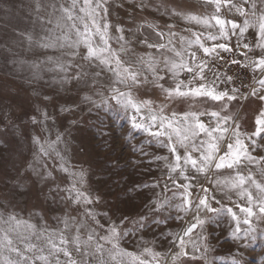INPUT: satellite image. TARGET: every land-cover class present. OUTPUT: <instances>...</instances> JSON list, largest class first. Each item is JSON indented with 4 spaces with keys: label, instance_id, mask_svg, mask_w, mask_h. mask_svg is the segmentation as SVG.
I'll return each mask as SVG.
<instances>
[{
    "label": "rangeland",
    "instance_id": "1",
    "mask_svg": "<svg viewBox=\"0 0 264 264\" xmlns=\"http://www.w3.org/2000/svg\"><path fill=\"white\" fill-rule=\"evenodd\" d=\"M37 2L0 0V215L6 217L14 214L35 225L37 230H55L57 233L64 229L63 222L67 220L69 230L64 233L67 237H71L80 225H83V238H86L85 230H94L102 236L112 223H119L124 216L129 217V221L143 214L151 216L148 206L150 200L156 199V195L172 196L169 189L174 190V185L167 179L166 162L157 157H169V160L174 157L162 143L166 142V138L161 137L158 141L142 130L131 128V110L125 114L116 106L109 110H105L103 105L96 107L102 98L111 95L110 87H120L127 91L123 85L113 84L112 73L105 70L99 77L93 78L90 75L87 82L77 81L74 75L81 70L79 66L83 64L87 69V63L80 56L73 58L67 54L71 51L69 49L44 48L37 43H46V37L52 33L58 34L59 30L55 28L57 15L53 14L51 5L70 4L71 0H39L43 5L39 12ZM234 2L239 4L241 0ZM256 5L257 9H264L262 0H256ZM174 11L180 14L173 15ZM189 14L200 18L219 15L241 25L245 19L235 8L228 11L221 7L217 13L215 5L205 0H108L105 20L110 24V46L119 49L124 45L129 50L125 59L155 56L160 61L157 71L164 79H157L145 66L142 72L147 80L138 88L134 87L132 95L137 100L151 101V107L156 111L163 107V114L167 116L172 113L182 116L189 112H220L221 116L231 118L227 125V135L231 136L232 128L238 125L241 139L250 143L248 137L255 130L256 117L264 110V101L256 96L246 100L237 91L236 99L228 102L227 111H221L223 101L215 102L206 97L166 99L162 88L156 86L159 84L165 89L174 88L178 80H190L191 73L181 72L173 78L162 62L164 56L174 58L173 54L167 50L157 52L154 48H148L141 43L145 37L148 43L153 44H167L171 38L178 50L182 43L186 46L187 41L195 40L194 33L201 37V42L206 46L226 43L233 51L218 49L217 54H214L217 56L215 60L203 57L198 46L190 49L197 52L198 59L208 61V80L214 79L213 73L220 72L221 65H232L246 72L252 87L255 78L260 77V73H254L251 68L230 63L232 58L247 63L261 55V49L256 46L255 28L250 27L242 36L237 30L227 40L218 38L209 41L208 35H218V26L207 28L195 21L188 22L184 17ZM49 19L52 20L51 24L48 23ZM118 28L122 31H118ZM157 31L164 33L163 40L155 35ZM170 32L175 35L169 37ZM28 35L33 38L31 45L26 38ZM120 36L124 40H120ZM94 43H99V36L94 37ZM245 43L250 46L249 49L243 48ZM85 51L81 45L79 52L83 54ZM242 52L247 53V57L241 55ZM57 62L63 64L66 71H59ZM93 69L100 71L95 66ZM93 69L88 70L91 72ZM195 83L193 81L191 86ZM217 88L228 91L234 87L230 83L217 82ZM200 119L206 123L212 120L209 115H201ZM57 135L62 138V142L56 147L69 172L61 170L62 161L58 157L54 154L43 156L40 144L34 143V138L42 143L46 140L55 141ZM253 140L256 141L254 150L250 146L249 151L253 156H264V139L253 137ZM180 151L183 152V149ZM80 170L85 173L82 190L91 194L92 204L82 201L76 203L66 198L69 195L67 190L72 187L71 172ZM249 170L255 179L264 182V177L259 175V166H241L243 174L247 175ZM235 172V169H222L216 176L209 175L208 180L199 176L198 180L192 181L196 185V194H203L199 187L203 184L209 188V197L215 196L231 207L233 205L228 199L230 195L231 201L245 206L246 201L235 192L225 195L209 183V180L217 178L226 179L235 175ZM192 174L195 175L194 172ZM153 185L158 186L153 188ZM233 210L242 216L239 209ZM89 211L99 224L87 216ZM180 215L183 213L178 215L174 209H170L162 213L163 219L161 215L156 216L159 223L153 222L142 231L131 222L126 223L128 235L119 241L120 249L141 255L146 246L160 253L161 257L170 255L176 250L173 247L175 234L185 227ZM235 226L236 222L226 214L215 217L203 230L206 241L201 239L199 229L192 236L201 251L195 252L194 258L192 245L189 244V256L181 257L177 264H233L234 259L238 264H264V221L252 218V226L256 228L252 234L255 239L252 236L244 238L243 230L248 225L243 223L240 225V239H234ZM169 233L173 235L169 236ZM22 243L17 241V244ZM205 244L209 247L207 253L203 252ZM74 256L79 258L78 253H74ZM141 258L155 264L151 256L141 255ZM63 259L61 257L62 264ZM84 259L90 264H98L95 257Z\"/></svg>",
    "mask_w": 264,
    "mask_h": 264
},
{
    "label": "snow or ice",
    "instance_id": "2",
    "mask_svg": "<svg viewBox=\"0 0 264 264\" xmlns=\"http://www.w3.org/2000/svg\"><path fill=\"white\" fill-rule=\"evenodd\" d=\"M206 3L214 4L216 12L219 13L221 7L231 11L236 9L241 15L245 16L243 24H238L235 20L224 19L219 15H212L210 18H200L194 15H186L184 18L188 22L195 21L207 28H219L218 35H208L207 40L216 41L218 38L227 40L229 35H235L239 30L242 36L250 27L257 30L256 46L261 49V55L252 58L250 62H244L236 58H232L230 63L238 64L243 67L251 68L252 71L259 72L260 77L255 78V85L248 95L256 96L260 101H264V9H257L256 0H241L237 4L234 0H205ZM264 2V0H262ZM108 0H71L70 4H60L59 6L52 4L53 14L57 15L55 28L58 34L52 33L45 39L46 43H37L44 48H61L69 49L67 54L75 58L80 56L81 60L87 63V69L81 64L80 71L74 75L77 81L85 80L91 75L93 78L99 77L105 70L114 76L113 84L123 85L127 91L120 87H110L111 95L102 98L96 107L103 105L105 110L118 107L125 114L131 110L130 125L133 130H142L150 137L160 140L161 137L166 138L164 146L168 148L173 160L169 157H157L163 159L165 168L167 169V179L174 185L171 197H161L156 195V199L150 200L148 206V214L141 215L138 219L129 221V217L124 216L119 223H112L102 236L95 233L94 230H85L83 238L81 228L83 225L75 229V233L71 237H67L64 233L69 230V222L64 221V229L57 233L55 230L48 232L46 230H37L36 226L20 219L14 214L8 216L0 215V264H90L84 257L97 258L98 264H151V262L141 258V255L151 256L155 264H177L181 257L189 256L187 251L188 245H192L193 257L195 252H200L201 247L192 239L193 234L200 230L201 239L207 240L203 236L205 226L213 221L215 217L228 215L236 222L233 231V238L240 239L242 231L240 225H248L244 229V238L247 239L256 232V228L252 226V218L258 221H264V182H260L254 178L252 171L249 170L245 175L241 171V166L247 168L249 165L259 166V175L264 177V156H253L249 151L250 146L255 147L256 141L253 137L264 139V110L259 112L255 120V130L249 135L246 143L241 139L239 126L232 128V135L229 136L230 117L221 116L220 112L211 111L206 113L189 112L182 116L172 113L171 116L164 115L163 107L158 111L151 107L152 102L148 100H137L132 95L133 88H138L147 80V76L143 75L142 70L146 66L151 70L157 79H164L159 76L157 65L160 61L155 56L138 57L137 59H125L128 49L121 45L119 49H113L109 44L108 29L110 24L106 22ZM248 7H245V6ZM43 5L37 2V11L39 12ZM173 12V15H179ZM100 21H104L101 23ZM214 21V24L212 23ZM48 23H52L49 19ZM151 27V26H150ZM122 31V29H117ZM160 40L164 39V33L157 31L155 33ZM175 33H169V37ZM195 40L187 41L186 46L182 43L178 50L171 38L165 43H148L145 37L141 43L147 45L148 48H154L157 52L167 50L173 54V57L164 56L163 65L167 72L171 73L173 78L179 76L181 72L191 73V79L187 82L178 80L174 88H163V85L157 84L166 94V99L175 97H206L211 101L224 103L221 104V111H227L228 102L236 99V88L231 90H218L217 82L231 83L232 76L219 71L214 72V79L208 80L206 69L208 61L206 59L197 58L196 51H190L193 46H198L202 51L203 57H210L213 60L217 58V50L231 52L233 49L226 43H217L212 46H206L201 42L199 35L193 34ZM99 36V43H94V37ZM29 44L32 43V36L28 35ZM124 40L123 36L119 37ZM83 45L85 52L81 54L79 48ZM171 45V47H169ZM247 43L243 44V48L249 49ZM241 55L247 57V53L242 52ZM187 57V59H186ZM222 59V57H219ZM59 71H66L63 64H56ZM71 66V65H69ZM99 68L100 71L93 69ZM88 69H93L91 72ZM193 81H196L194 86ZM86 99H90L87 98ZM114 102V104H113ZM95 103V102H94ZM146 110V112H145ZM201 115H209L212 120L202 121ZM214 123V126H211ZM62 142V138L57 135L55 141H44L43 143L34 138V143L40 144V153L43 156L54 154L62 162L60 168L64 172H69V168L65 166L57 145ZM47 144V148L45 147ZM183 149V152L180 151ZM198 153V155H193ZM222 169H235V175L226 179L217 178L209 180L217 191L235 192L241 199L246 201L245 206L231 201L233 206L229 207L216 199L215 196L209 197V188L200 184L202 195L196 194V185L193 180H198L199 176H203L206 180L209 175L216 176ZM195 173V175L192 174ZM50 175V174H49ZM72 187L68 189L69 195L66 197L69 201H75L85 204H92L91 194L86 190H82L85 183V173L83 170L79 172H71ZM183 181H187L184 183ZM158 185H153L156 187ZM149 187V185H143ZM167 188V182L165 183ZM253 189L255 191H253ZM227 190V191H226ZM178 201V202H177ZM219 205V207H216ZM239 209L242 216H238L233 209ZM174 209L180 215V220L184 222L185 227L182 231L175 234L173 239V247L176 249L170 255L161 257L160 253L153 252L151 248L144 247L141 255H135L120 249L119 241L128 235L125 230L126 223L131 222L138 230H143L149 224L155 222L157 215ZM95 223V216L91 211L87 213ZM169 233V236H172ZM255 239L254 236H252ZM17 241H22L17 244ZM71 245V248L69 247ZM209 247L205 244L203 252L207 253ZM7 253L8 255H5ZM79 254V258L74 256ZM195 258V257H194ZM201 259H204L201 256ZM233 264H238L234 259Z\"/></svg>",
    "mask_w": 264,
    "mask_h": 264
},
{
    "label": "built area",
    "instance_id": "3",
    "mask_svg": "<svg viewBox=\"0 0 264 264\" xmlns=\"http://www.w3.org/2000/svg\"><path fill=\"white\" fill-rule=\"evenodd\" d=\"M219 68L221 73H227L232 76L231 86L238 89V91L246 97V100L250 98L251 95H248V93L252 86L246 72L239 71L232 65H221Z\"/></svg>",
    "mask_w": 264,
    "mask_h": 264
}]
</instances>
